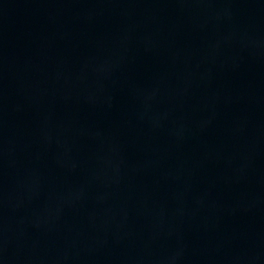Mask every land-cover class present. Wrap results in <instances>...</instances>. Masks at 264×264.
I'll return each mask as SVG.
<instances>
[{
    "label": "water",
    "instance_id": "obj_1",
    "mask_svg": "<svg viewBox=\"0 0 264 264\" xmlns=\"http://www.w3.org/2000/svg\"><path fill=\"white\" fill-rule=\"evenodd\" d=\"M0 264H264V0H0Z\"/></svg>",
    "mask_w": 264,
    "mask_h": 264
}]
</instances>
